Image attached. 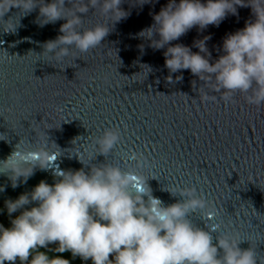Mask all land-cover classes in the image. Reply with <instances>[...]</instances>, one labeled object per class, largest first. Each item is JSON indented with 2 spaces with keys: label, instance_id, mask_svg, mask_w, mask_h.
Masks as SVG:
<instances>
[{
  "label": "water",
  "instance_id": "1",
  "mask_svg": "<svg viewBox=\"0 0 264 264\" xmlns=\"http://www.w3.org/2000/svg\"><path fill=\"white\" fill-rule=\"evenodd\" d=\"M136 3L124 0L120 7L130 14L114 24V18L90 10L81 27L104 24L108 35L87 54L59 63L39 56L44 43L61 35L66 21L40 27L38 9L22 17L15 8L5 14L3 19L15 18L17 26L13 32L0 31V162L16 147L44 144L60 156L48 170H35L26 183L17 181L15 189L10 173L0 174V205L40 181L52 185L57 171L87 172L103 163L135 169L134 161H125L137 153L144 157L137 171L148 178L151 195L162 206L182 200L168 191L194 187L216 214L212 221L199 213L189 216L193 224L205 231L220 225L218 233L210 232L213 244L218 234H230L243 240L241 250L252 247L256 264H264V104L249 105L240 94L226 102L189 70L170 74L165 49L153 50L138 37L168 0ZM253 19L249 7H237V15H227L218 27L199 32L193 27L172 44L191 47L208 36L211 63L223 54L225 35ZM202 91L216 100L202 102ZM110 128L119 129L121 143L108 157L96 156L95 140Z\"/></svg>",
  "mask_w": 264,
  "mask_h": 264
},
{
  "label": "clouds",
  "instance_id": "2",
  "mask_svg": "<svg viewBox=\"0 0 264 264\" xmlns=\"http://www.w3.org/2000/svg\"><path fill=\"white\" fill-rule=\"evenodd\" d=\"M123 2L0 0V31H15V18L3 19L9 9L23 13L20 17L38 9L40 27L66 21L59 28L61 35L43 44L39 57L56 63L67 57L75 60L77 53L87 54L100 46L109 32L104 24L83 29L82 17L92 10L118 23L130 14L120 7ZM152 2L137 0L133 6ZM237 7H249L254 19L225 35L223 54L211 63L208 36L194 40L191 47L172 44L193 27L198 32L209 25L218 27L227 15H237ZM152 20L138 37L148 41L153 50L165 49L164 67L170 74L189 70L226 102L240 94L249 105L264 104V0H168ZM139 47L143 51V45ZM168 80L171 82V75ZM200 100L215 101L216 96L202 91ZM120 143L119 129H106L95 140L96 156L108 157ZM59 156L46 144L27 150L16 147L0 162V174L10 173L8 179L15 189L17 181L26 183L35 170H48ZM127 158L135 162V169L122 171L103 163L90 166L87 172L84 168L57 171L59 179L52 185L40 181L30 192L5 200L3 211L9 226L0 224V264H69L61 255H48L52 245L57 253H69L81 264H256L252 247L241 250L238 245L243 240L237 237L218 234L213 244L210 232L218 233L220 225L205 231L193 224L189 216L216 214L194 187L167 190L182 200L162 206L151 195L148 178L137 171L144 157L130 153Z\"/></svg>",
  "mask_w": 264,
  "mask_h": 264
},
{
  "label": "trees",
  "instance_id": "3",
  "mask_svg": "<svg viewBox=\"0 0 264 264\" xmlns=\"http://www.w3.org/2000/svg\"><path fill=\"white\" fill-rule=\"evenodd\" d=\"M0 224H3L5 227L9 226V218L6 215V213L2 212L1 208H0ZM55 245L50 246V248L47 250V253L50 257L53 256H57V255H61L63 256V258L69 260V264H73L74 261H76V259H74L69 253H57L55 251Z\"/></svg>",
  "mask_w": 264,
  "mask_h": 264
},
{
  "label": "built area",
  "instance_id": "4",
  "mask_svg": "<svg viewBox=\"0 0 264 264\" xmlns=\"http://www.w3.org/2000/svg\"><path fill=\"white\" fill-rule=\"evenodd\" d=\"M0 208H1L2 212H4V211H3V209H4V205H1ZM4 213H6V212H4ZM15 215H17V214L14 213V214H13V218L15 217ZM110 259H111V257H110ZM76 260H77V263H78V264H81V261H80L78 258H77Z\"/></svg>",
  "mask_w": 264,
  "mask_h": 264
},
{
  "label": "snow or ice",
  "instance_id": "5",
  "mask_svg": "<svg viewBox=\"0 0 264 264\" xmlns=\"http://www.w3.org/2000/svg\"><path fill=\"white\" fill-rule=\"evenodd\" d=\"M53 159H55V158L53 157ZM128 161H131V160H129V159L127 158V160H126L125 162L127 163ZM213 219H214V217H207V220H209V221H212Z\"/></svg>",
  "mask_w": 264,
  "mask_h": 264
},
{
  "label": "rangeland",
  "instance_id": "6",
  "mask_svg": "<svg viewBox=\"0 0 264 264\" xmlns=\"http://www.w3.org/2000/svg\"><path fill=\"white\" fill-rule=\"evenodd\" d=\"M73 264H77V262H76V261H74V262H73Z\"/></svg>",
  "mask_w": 264,
  "mask_h": 264
}]
</instances>
